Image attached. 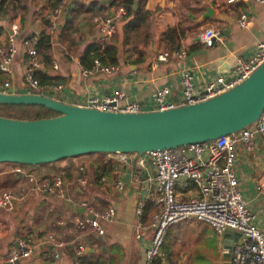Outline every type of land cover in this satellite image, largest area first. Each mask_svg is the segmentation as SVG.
<instances>
[{"label":"crops","instance_id":"crops-1","mask_svg":"<svg viewBox=\"0 0 264 264\" xmlns=\"http://www.w3.org/2000/svg\"><path fill=\"white\" fill-rule=\"evenodd\" d=\"M75 4L84 6L107 5L106 0H92L84 3L83 0H62L58 14L51 21V11L47 0H12L11 5H4L0 15L7 23L16 24L19 28L14 37L15 53L10 65L11 75L0 73V79L9 81L14 94H22L21 76L25 63L24 50L20 39L26 36H37L43 30V21L52 22L53 30L59 25L56 36L51 33V46L49 51V63L43 64L39 70L42 73L57 78L62 101L72 106H80L91 96H103L119 89L127 103H137L143 112H149L154 105V93L162 87L169 91L165 100L170 103H178L180 97V75L182 71L191 75L194 84L200 85L209 77L217 74H226L231 69L236 57L246 58L254 49L255 44L264 39V5H256L251 0H145L144 10L151 13L145 31L141 35V55L133 50L130 45L123 43V16L114 20L115 31L110 38H103L95 25L90 21L93 16L102 17L108 15L116 7H110L100 15L80 13L69 24V10ZM209 5L212 17L200 21L204 13L203 6ZM123 8V7H122ZM5 13V14H4ZM240 14L246 15L250 24L246 29H239L236 21ZM168 27H175L179 49H184L186 56L181 61L169 60L151 67V59L160 51H164V42L160 38ZM215 28L219 31L221 42H215L212 47L205 48L200 45L195 35L199 29ZM0 48L6 44L5 32L0 30ZM48 33V28L46 29ZM53 32V31H52ZM110 45L116 48V71L103 74L97 73L88 77H81V56L91 46ZM41 60V58L39 57ZM138 59L140 61L134 63ZM55 63L56 69L51 70L50 64ZM115 66V65H114ZM90 69V68H89ZM51 93L48 92L47 95ZM115 161L117 168L108 176L102 175L104 184L94 181L96 167L102 161ZM66 163H59L58 169L65 167ZM73 166L68 174L64 172L67 183V191L64 199H56L53 196L35 192L34 181L48 180L56 171L50 167H10L5 170L0 167V191L13 189L22 197V202L12 212L0 211V264L8 255L15 241L26 239L29 246L35 248L34 253L20 264H54L48 245L44 244V235L51 233L65 242H79L84 250L79 258L80 264H144L143 253L148 247L147 237L137 236L131 231L130 223L126 222L124 210L129 197L138 199L146 192L145 179L152 176L150 164L145 160L142 167L135 166L129 161L121 160V157L112 154H93L72 161ZM81 167L82 174L86 178V184L80 185L75 181L76 171ZM235 173L237 175L238 188L244 199L242 189L250 187L252 199L247 203L248 210L253 216V223L264 232V198L253 192L254 181L259 178L260 171L264 170V140L256 139L255 147L250 155L244 154L240 149L236 153ZM18 169L21 174L12 173ZM134 174L136 181L131 180ZM114 181L122 183L121 189L113 187ZM9 191V190H6ZM144 199H134L144 203L141 218L150 219L154 211V205L149 201L151 191ZM85 200L88 205L97 212L105 207L112 208L116 214V225L105 228L102 238H96L85 232H74L73 219L82 214L77 202ZM151 210L150 215L148 210ZM257 210V216L252 213ZM197 223L185 221L181 223ZM180 223L170 227L169 236L174 228L181 229ZM208 228V227H207ZM210 230V229H209ZM147 231V232H146ZM144 232V231H143ZM148 233V229L145 230ZM144 232V233H145ZM212 233V231L210 230ZM173 233V232H172ZM130 234V237H128ZM213 234V233H212ZM215 237V243L211 239L206 241L211 252L218 255V259H204L203 264H221L222 245L228 238ZM170 243L172 235L169 237ZM232 240L231 238H229ZM233 243V242H232ZM231 243V244H232ZM215 255V254H214ZM61 260L69 261L71 251L63 250ZM200 261V262H201Z\"/></svg>","mask_w":264,"mask_h":264},{"label":"built area","instance_id":"built-area-1","mask_svg":"<svg viewBox=\"0 0 264 264\" xmlns=\"http://www.w3.org/2000/svg\"><path fill=\"white\" fill-rule=\"evenodd\" d=\"M256 5H264V0H251ZM59 7L51 11V21L58 14ZM108 15L93 16L90 21L103 38L112 37L115 26L114 20L125 14L122 7H116ZM250 22L246 15L240 14L236 26L246 29ZM5 32L6 44L0 48V73L10 76V65L15 53L14 37L18 34V26L7 23L0 15V30ZM53 31L50 23L48 33ZM196 41L205 48H210L215 42H221V36L215 28L199 29L195 35ZM24 50L25 63L21 76L23 95L49 96L60 90V86L45 88L38 84L34 72L42 68V62L34 48V39L26 36L20 39ZM184 49L172 52L160 51L151 59V67L169 60L181 61L185 58ZM264 61V39L257 42L253 51L246 57H236L231 69L226 74H217L200 85L194 84L191 75L182 71L180 75L179 102H167L165 96L169 91L166 87L155 90L153 95L154 105L149 112H162L179 107L191 106L202 103L211 98L225 93L247 79L253 71ZM50 69L55 70V63L50 64ZM116 66H107L93 60L90 69H81V77H88L97 73L109 74L116 71ZM11 89L10 82L0 80V94H7ZM14 94V93H13ZM15 94V95H22ZM50 96V97H51ZM79 107L92 109L99 112L138 114L145 113L137 103H127L119 89L103 96L88 97ZM256 139L264 140V110L257 120L241 130L218 137L214 140L187 144L172 149L155 150L137 156L135 154H112L129 161L135 166L142 167L145 160L150 164L152 176L145 179V187L151 195L149 201L154 205L151 215L150 233H144L140 223L144 203L138 202L135 208V229L141 230L142 237H147L148 247L143 253L144 264H153L154 260L163 259L161 250L165 232L168 228L185 221H194L206 225L218 238L225 233L238 234L231 244L228 253V264H264V232L253 223V216L248 210L238 188L235 173L236 153L240 149L244 154H252ZM11 172L21 174L18 169ZM81 167L76 171L75 181L80 185L86 184ZM131 180L136 181L134 174ZM101 178L99 184H104ZM33 190L56 199H64L67 183L64 172L58 171L48 180L34 181ZM113 187L122 188L120 181H114ZM253 192L264 198V170L260 171L259 178L254 181ZM22 202L21 196H16L9 191H0V211L12 212ZM82 214L73 219L74 232H85L96 238H102L105 225L114 218V210L106 208L101 212L91 208L85 200L77 202ZM139 233H137L138 237ZM29 241L20 239L11 246L3 264H12L15 261L27 259L37 248L29 246ZM44 244L50 246V256L54 264H80L84 247L79 242H65L51 233L44 235ZM71 251L69 261L61 260L63 250ZM224 250H221L223 252ZM162 264V262H161Z\"/></svg>","mask_w":264,"mask_h":264},{"label":"water","instance_id":"water-1","mask_svg":"<svg viewBox=\"0 0 264 264\" xmlns=\"http://www.w3.org/2000/svg\"><path fill=\"white\" fill-rule=\"evenodd\" d=\"M135 9L133 0L131 10ZM203 9L200 21L212 17L209 5ZM51 95H15L12 90L0 94V105L37 106L56 114L35 121L0 117V164L33 167L93 154L142 156L235 133L255 122L264 110V61L225 93L162 112H99L59 102ZM224 236L228 239L222 245L221 264H228L231 243L238 234L228 232Z\"/></svg>","mask_w":264,"mask_h":264},{"label":"trees","instance_id":"trees-1","mask_svg":"<svg viewBox=\"0 0 264 264\" xmlns=\"http://www.w3.org/2000/svg\"><path fill=\"white\" fill-rule=\"evenodd\" d=\"M62 0H47L48 7L50 10L57 9L60 7ZM107 5H97V6H84L81 4H75L69 10V24L76 18V16L80 13H90L93 15L100 14L102 15L106 9L110 7L121 6L124 9L125 16L123 17V43L128 44L131 48L137 51V54L141 55V50L138 49L139 45H141V35L145 31V26L149 22V18L151 13L144 10V1L145 0H135L136 1V9L134 11L131 10L133 0H106ZM12 0H0V12L4 5H11ZM5 14V13H4ZM50 26L49 20L43 21V30L37 36H30L34 39V48L41 58L40 61L43 64L49 63V51L51 46V34L46 32V29ZM1 34V32H0ZM180 35L177 34L175 27H168L163 33L160 34V38L164 42V51L172 52L174 50L179 49L178 40ZM116 48L110 45H103L102 47L98 45H94L89 47L84 54L81 56L80 64L83 69H89L92 65V61L98 60L99 63L102 65L107 66H116ZM140 60L136 59L134 63ZM34 78L37 80L38 84L48 88V87H56L59 86V80L54 77H50L41 71L34 72ZM1 80V79H0ZM56 114L50 112L42 107L37 106H11V105H0V117L13 119V120H20V121H35L40 119H49L55 117ZM104 155V154H100ZM82 157V156H81ZM79 157V158H81ZM78 158V157H76ZM76 158H69L62 160L63 163H66L65 167L62 169L68 174L73 166L72 161ZM61 162V163H62ZM57 164L59 163H50L45 165H36L31 168H39V167H50L53 168L56 172L62 170L58 169ZM8 166L20 167L23 168L24 166L15 165V164H8ZM118 163L115 161H102L97 167L96 172L94 175V181H98L102 175L108 176V174L115 168H117ZM101 209L100 211H103ZM141 223H145V218H141ZM168 228L165 232V236L163 239V244L161 250L163 253L169 255L170 253V236L168 233ZM172 234V233H171ZM153 264H161L160 259L154 260Z\"/></svg>","mask_w":264,"mask_h":264},{"label":"rangeland","instance_id":"rangeland-1","mask_svg":"<svg viewBox=\"0 0 264 264\" xmlns=\"http://www.w3.org/2000/svg\"><path fill=\"white\" fill-rule=\"evenodd\" d=\"M59 25H56V28L53 30L52 35L56 36V34H58L59 32ZM23 92V91H22ZM61 94H58V97H52V99L57 100L59 102H63L66 103V101H62V99L60 98ZM176 104V103H175ZM85 157V156H83ZM62 161H59L57 163H61ZM58 165V164H57ZM3 167L8 170L9 166L8 164H0V167ZM27 167V166H24ZM9 190L10 193L17 195V193L12 189H6ZM250 187L246 186L244 189H242V193L244 195V199L246 202H249L250 199H252L251 191ZM149 190H147L146 192H143L141 194V196L138 199L137 197H129L127 204L124 208V210H128L129 212H133L132 214H127L126 213V222L130 223L129 225H131V231L134 234L135 231V208H136V202L133 205V200L137 199V200H142L145 197L148 196ZM142 202V201H141ZM144 203H148V199H146L144 201ZM152 209L148 210V213L150 215ZM252 213L257 216V210L252 209L251 210ZM154 213V211H153ZM116 214L114 212V218L110 223H107L105 225V228H107V230L109 229V226H113L116 225ZM150 219L147 218V224L146 226H144L143 229L147 228L148 229V234L150 233ZM143 225V224H142ZM180 225L182 226L181 229L176 230V228H174L172 230V239H171V245H170V253L169 255L163 253V259H162V264H203V260L202 258L204 257V259H218V255H216L215 252H211L208 248V245L204 244V241L201 239V237H203L206 241L209 240V237L211 239V243H215V237L213 236V234L210 232L209 228H207L206 225L204 224H196V223H191V222H187V223H180ZM179 225V226H180ZM138 233L140 235L143 234V232L141 230H137ZM147 232V231H146ZM145 232V233H146ZM128 237H130V234H128ZM148 239V238H147ZM215 254V255H214ZM201 261V262H200Z\"/></svg>","mask_w":264,"mask_h":264}]
</instances>
